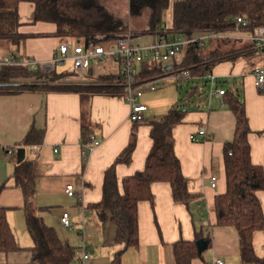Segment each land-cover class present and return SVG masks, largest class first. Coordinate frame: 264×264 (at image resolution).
Masks as SVG:
<instances>
[{
    "label": "crops",
    "instance_id": "crops-1",
    "mask_svg": "<svg viewBox=\"0 0 264 264\" xmlns=\"http://www.w3.org/2000/svg\"><path fill=\"white\" fill-rule=\"evenodd\" d=\"M175 1L169 0L167 9L163 11V28L173 25ZM34 14L33 1L18 3L17 30L26 38L19 44L0 39V49L5 47L6 51L3 56L14 53L39 62L49 61L61 42H78L72 37L63 39L57 36L55 22L35 20ZM245 31L236 29L231 34L246 37ZM158 37L160 35L156 33L138 34L132 37V41L149 46ZM184 53L185 49L173 60L165 62V71L147 81L158 83L159 76L172 74V64L180 61ZM257 66H264V47L257 48L256 53L248 58L225 60L210 72L195 73L191 77H207L213 84L218 83L216 87H231L243 98L251 127L248 140L252 162L264 167V88L255 85L253 70ZM141 70L142 63L139 64V73ZM54 72L58 73L57 66ZM119 73V62L108 57L100 63L93 62L82 76L75 71L73 64L70 70L58 74L64 75L65 81L88 84L101 76ZM191 90L182 100L181 108L185 114L182 122L174 126L173 138L176 155L188 179V190L198 194L193 202V211L185 203L174 200L169 182H153V199L138 203L139 244L122 253V264H178L174 243L181 239L195 240L196 232L201 229L209 238V245L190 264H214L216 259H221L222 264H242L238 231L233 226L217 225L215 211L216 195L225 192L227 187L224 144L234 138L236 117L224 102V95L209 96L207 93L206 101L192 103V98L201 92L197 86ZM187 101L190 102L188 105L185 104ZM89 105L93 136L100 140V144L93 148L89 147L91 140L85 143L82 140L81 123L86 106L80 94L25 92L0 95V183H6L0 194V206L6 208L17 245L22 247L18 251H0V264L27 263L32 258V252L26 249L33 240L25 221L24 194L22 188L15 184L13 175L19 163L17 150L13 155L6 153L8 147L17 149L32 127L45 132L41 144L23 145L26 160L34 161V204L41 208L44 221L70 245L86 244L89 257L85 264H111L114 252L122 247L114 243L116 225L109 219H100L97 211L89 205L101 200L105 170L130 142L134 126L129 118L130 104L123 95L96 94L91 97ZM149 112L147 106L146 119L160 116L151 117ZM151 128L147 123L137 125L136 147L131 161L116 164L121 190L123 177L133 175L145 166L153 143ZM200 128L206 130V136L196 133ZM193 133H196V139L190 137ZM212 175L217 177L215 186L211 185ZM68 183L75 185L76 195L66 193ZM257 195L264 211V190H259ZM63 212H69L71 227L62 224ZM253 244L256 254L264 257V229L255 233Z\"/></svg>",
    "mask_w": 264,
    "mask_h": 264
},
{
    "label": "trees",
    "instance_id": "trees-1",
    "mask_svg": "<svg viewBox=\"0 0 264 264\" xmlns=\"http://www.w3.org/2000/svg\"><path fill=\"white\" fill-rule=\"evenodd\" d=\"M22 0H0V39H8L19 44L26 38L17 28L18 3ZM35 3V20L52 21L57 24L55 34L63 39L70 37L82 43H101L116 40L123 36L156 33L162 35H189L213 30L225 32L232 30L255 31L264 24V0H176L173 4V25L163 28V11L169 0H129L131 15H139L149 10L145 27L129 29L121 17L114 15L103 0H29ZM244 16L246 22L238 23L237 17ZM237 39V40H236ZM256 53L252 40L231 37H213L208 44L189 43L183 58L173 63V69L191 74L210 72L219 62L238 61ZM162 62H143L139 83L145 82L165 71ZM62 74H49L41 69L32 70L26 65L0 66V95L25 92H76L86 106L81 123L82 140L89 142L93 136L89 120V104L93 95H123L125 81L122 74L101 76L96 81L82 84L68 82ZM178 81V80H177ZM195 89V88H194ZM192 91V90H191ZM191 93V92H190ZM224 102L236 117L234 138L224 144V162L227 187L225 192L216 195V224L233 226L240 239V258L242 264H264L254 250V236L264 229V211L257 195L264 190V167L252 162L248 134L251 132L246 114L245 102L231 87L225 89ZM182 100L175 102L168 112L160 117L134 121L131 139L115 161L106 168L103 182V196L99 202L90 204L100 219H109L116 225L114 243L122 247L116 250L111 264H122L121 255L130 247L139 244L138 203L152 200L151 185L156 181H167L172 186L174 200L183 202L193 211V202L198 194L188 190V179L184 175L181 162L174 148L173 128L182 122L185 110ZM140 123L152 126V146L147 154L145 166L133 175L122 179V190L116 175L117 163H129L136 147V127ZM44 130L32 127L22 144H41ZM15 184L23 190L25 199V221L33 244L26 248L32 252L27 263L2 264H78L76 247L60 239L56 230L48 225L41 208L34 204L36 193L34 161L26 158L17 164L14 172ZM6 183H0V194ZM209 229V228H208ZM206 237L204 231L196 232L195 240L181 239L174 243V254L178 264H190L197 258L196 240ZM209 239V238H208ZM16 242L7 217V210L0 206V251L21 250Z\"/></svg>",
    "mask_w": 264,
    "mask_h": 264
},
{
    "label": "built area",
    "instance_id": "built-area-1",
    "mask_svg": "<svg viewBox=\"0 0 264 264\" xmlns=\"http://www.w3.org/2000/svg\"><path fill=\"white\" fill-rule=\"evenodd\" d=\"M238 23L246 22L244 16H238ZM233 31V30H232ZM232 31L216 32L207 30L200 33H192L189 35H162L158 37L151 45L143 46L134 43L132 37L123 36L115 40V44L109 48L101 43H82V42H68L63 41L57 47L53 57L49 61L39 62L31 58L19 56L11 53L5 55L0 60L1 65H26L32 70L43 69L44 71L53 72L58 64H64L71 61L76 72L80 76L88 70L93 62L100 63L108 57H112L120 64V74L123 75L125 81V89L123 97L130 104V120L143 121L146 119L145 112L147 105L139 101L144 91L155 90L157 88V81H145L139 83V64L143 62H167L171 61L182 52L189 43H197L199 45L206 44L207 40L213 37H231L243 40H252L255 43V48L264 47V24L258 26L255 31H245L246 37L232 36ZM255 76V85L259 88H264V66H257L253 70ZM192 74L188 70H184L177 78L191 77ZM225 88L211 87L208 91L209 96L223 95ZM200 135L206 136L205 129H198ZM193 133L190 135L192 139H196L197 135ZM100 144V140L95 136L91 137L89 147L93 148ZM16 147H8L6 153L13 155L16 153ZM57 151V149H55ZM216 175L211 176V185H216ZM65 191L69 196L76 195V188L73 183H68L65 186ZM62 224L66 227H71V219L69 212H63L61 217ZM77 263L85 264L89 255L86 251V244L84 242L78 244L76 247ZM221 259H216L214 264H222Z\"/></svg>",
    "mask_w": 264,
    "mask_h": 264
},
{
    "label": "rangeland",
    "instance_id": "rangeland-1",
    "mask_svg": "<svg viewBox=\"0 0 264 264\" xmlns=\"http://www.w3.org/2000/svg\"><path fill=\"white\" fill-rule=\"evenodd\" d=\"M106 8L111 11L114 15L121 17L129 26V29H141L146 26L149 17V10L144 9L139 15H131L129 10V0H103ZM237 40V39H236ZM115 44V40H106L103 45L110 47ZM2 53H6L5 47L3 50L0 49V60L2 59ZM9 53V52H7ZM10 54V53H9ZM106 58L105 60H107ZM163 64L165 63L162 62ZM72 68V63L70 61L64 64L57 65V72H65ZM49 72V74H53ZM182 72L173 69L172 74H167L164 76H159L158 85L155 90L144 91V95L140 98V102L146 104L149 107V115L154 117L156 115H164L167 113L169 107L173 105L178 100H184L187 94L193 87H199L200 94H196L192 99V103H198L199 101H206V95L211 87H216L218 83L213 84L211 80L207 77H188L178 80L177 78L181 76ZM63 80V79H62ZM238 80L241 81L240 78ZM228 84L227 81H223ZM241 87V83L239 84ZM205 95V97L203 96ZM190 102L187 101L185 104L188 105ZM171 104V105H170ZM158 116V117H160Z\"/></svg>",
    "mask_w": 264,
    "mask_h": 264
},
{
    "label": "water",
    "instance_id": "water-1",
    "mask_svg": "<svg viewBox=\"0 0 264 264\" xmlns=\"http://www.w3.org/2000/svg\"><path fill=\"white\" fill-rule=\"evenodd\" d=\"M172 65H169L168 67H171ZM26 156V148L24 146H21L17 149V160L18 162H21L25 159ZM197 249H198V255L201 256L203 251L208 248L209 245V239L206 237H201L196 240Z\"/></svg>",
    "mask_w": 264,
    "mask_h": 264
}]
</instances>
